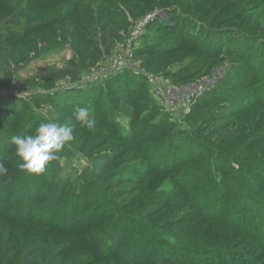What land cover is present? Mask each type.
I'll use <instances>...</instances> for the list:
<instances>
[{
	"label": "rangeland",
	"instance_id": "1",
	"mask_svg": "<svg viewBox=\"0 0 264 264\" xmlns=\"http://www.w3.org/2000/svg\"><path fill=\"white\" fill-rule=\"evenodd\" d=\"M33 1L37 8V2L44 0ZM79 1L60 3L62 9L57 11L53 6L50 19L42 16L41 20L32 23L26 21L30 15L25 11L23 14L27 15L22 17H6L7 3L0 4V95L21 99L20 113L30 124L19 122L16 127L26 124L31 129L37 123L42 122L41 126L50 123L53 127L50 134L54 138L60 137L74 151L61 159L59 167L52 163L46 166L56 170V174L60 172L62 178H71L73 185L87 187V191L90 189L84 176H106L107 181L100 183L112 185L113 182L112 192L118 195L117 201L129 204V214L144 215L151 211L153 203L161 208L170 201L157 220L165 219L178 196L175 180L180 178L177 175H188L190 168L182 169L174 177L153 174L140 179L139 173L146 170L145 150L137 145L128 148L118 141L113 124L108 120L117 108L115 117L125 133L131 132L133 123L135 127L138 124L151 126L161 120L163 112L168 114L177 125L170 122L178 126L182 135L188 133L193 139L202 136L205 143L213 144V148L218 146V149L228 151L232 166L238 171L232 179L239 181L242 177L251 188L259 184L260 180L249 172L252 159L248 160V157L264 151V143L260 144L264 140L262 107L253 104L246 113L230 118L225 117L229 112L223 109L225 104H216L222 94L228 93L236 102V109L241 103L253 101L254 95L261 91L260 86L255 87L252 82L245 85L252 75L243 52L252 43L237 32L231 42L241 46L239 52L228 43L230 47L222 49L216 60L209 59L210 53L202 52L204 46L212 43L214 33L207 30L209 27H202V22L201 25L188 22L186 30L202 27V36L208 42L204 45L186 42V35L179 26L181 16L177 15L171 21L163 12L165 5L161 7L165 2L176 7L185 3L187 8L198 6L205 13L212 6L211 11L217 14L219 25L234 26L236 23H224L226 21L220 19L223 20L224 15L242 0H83L82 4ZM13 2L8 0L7 5ZM76 5L80 11L66 15L68 11H75ZM36 8L31 7L34 11ZM247 18L249 24L264 29V5H252ZM29 29L32 31L27 33ZM221 31L217 34H225V29ZM241 86L244 88L238 89ZM92 100L97 105L100 103L99 110L104 116H88ZM4 104L0 103V115ZM84 104L86 108L72 109ZM138 106L144 119L135 120L130 113ZM202 106L206 108L195 111L196 107ZM37 129L39 131L35 130L22 141L28 142L38 136V142L33 145L36 150L41 146L46 154L48 144L43 132L46 129ZM120 177L137 178L142 182L135 186L134 181H120ZM189 208H182L180 215ZM2 221L0 225H5ZM122 223L131 228L130 232L139 226L128 221ZM186 224L181 229L190 231ZM222 229L223 233L220 232ZM6 230L0 233V244H4L0 249V260H5L3 264H38L40 259H53L59 263L67 260L62 264H68L70 257L84 253L75 248L61 253L52 245L40 243L39 239L61 242L62 238L41 234L39 229L28 232L15 225ZM225 232L228 237H235L225 228L206 230L203 236L212 239L219 234L225 236ZM181 234L187 236L184 232ZM252 243L259 244L250 240V245Z\"/></svg>",
	"mask_w": 264,
	"mask_h": 264
},
{
	"label": "trees",
	"instance_id": "2",
	"mask_svg": "<svg viewBox=\"0 0 264 264\" xmlns=\"http://www.w3.org/2000/svg\"><path fill=\"white\" fill-rule=\"evenodd\" d=\"M13 1L7 5L8 0H0V4L7 3L5 16L22 17L28 14L30 16L26 21L32 23L41 20L42 16L50 19L53 16L50 14L52 8L57 7L55 11L62 9L59 8L60 3L75 4L78 0H44L37 2V8L33 0ZM258 3L264 5V0H242L240 5L224 15L223 20L220 19L225 20L224 23H236L234 26L219 25L217 14L211 11L212 6V9L209 8L204 13L198 6L187 8L185 3L179 4L180 7L167 2L161 5H165L163 12L168 14L171 21L175 20L177 15L181 16L179 26L186 35V42L204 45L208 41L202 36V27H209L207 30L214 33L210 40L212 43H209L211 47L204 46L202 49V52L206 50V53H210L209 59L216 60L222 49L230 47L228 43L238 50L241 46L231 42L237 32L247 42L252 43L243 52L252 75L245 85L252 82L255 87L260 86L261 91L254 95L256 98L253 101L241 103L236 109V102L231 100L230 94H222L216 104L226 105L223 109L229 112L225 117L242 115L253 104L262 107L264 115V29L260 30L259 26L249 24L247 18L249 9ZM79 6L76 5L75 11H68L66 15L78 13ZM31 7L36 8L35 11ZM24 11L27 14H23ZM172 13H175L174 16ZM154 20H157V17ZM188 22L203 24L201 28H190L187 31ZM224 29L225 34H217L222 33L221 30ZM30 31L32 29L26 32ZM241 88L244 87L238 89ZM220 91L223 93V90ZM21 102L22 100L14 95H0V103H5L0 115V220H3L5 225H0V233L7 231L8 226L14 228L18 225L28 232L39 229L41 234L49 233V237L62 238L61 242H47L45 239H39V242L52 245L61 253L71 248L84 251L81 255L70 257L68 264H264V158H260L264 151L255 152L253 156L248 157V160L252 159L249 172L253 178L260 180L259 184L252 185L251 188L241 176L239 181L232 179L238 171L232 166L233 160L230 159L228 151L218 149V146L213 148V144L205 143L202 136L193 139L188 133L182 135L183 132L177 129V124L168 114L163 112L161 120L153 122V126L136 124L135 127L133 123L131 132L125 133L117 122V108H114V113L108 120L113 124L118 141L128 148L137 145L145 150L146 170L139 173L140 179H147L153 174L174 177L182 169L190 168L188 175H177L180 179L175 180L179 190L178 196L175 197L176 202L173 207H169L165 219L158 222L157 219L163 214L165 207L170 205V201L166 206L163 204L164 208L153 203L151 211L144 215L138 212L129 214V204L117 201L118 195L112 192L113 182L112 185L110 182L105 185L100 183L107 181L106 176H84L90 189L87 191V187L73 185L71 178H62L60 172L57 171L56 174V170L48 168L46 165L51 163L52 166L59 167L61 159L74 151L60 137L54 138L50 134L53 130L50 123L42 126V122L37 123L36 127L31 129L26 127V124L25 127L17 128L16 124L19 122L21 125L28 123L20 113ZM99 104L91 101L87 110L90 112L89 117L104 116L102 110H99ZM82 106L86 108L84 104L72 109L80 110ZM203 108L206 107H196L195 111L199 112ZM140 109L138 106L130 112L135 120L145 117ZM262 118L264 121V116ZM262 124L264 128V122ZM39 127H49L43 131L48 144L46 154L41 146L36 150L33 145L38 142V136L28 142L22 141L30 137L35 130L39 131ZM175 129L178 132H174ZM263 143L264 140L260 142ZM77 151L82 153V150ZM53 153L54 156L51 157ZM123 180L134 181L132 183L135 186L142 182L137 178L120 177V181ZM186 206L190 207V210L187 209L180 215L182 208ZM182 216L186 219L183 220ZM124 221L139 226L135 230L132 228L130 232L131 228L125 227V223H122ZM188 222L190 224L187 225ZM183 224H186L190 231L181 229ZM221 228L227 229L229 235L235 237H228L226 232L225 236L219 234L212 239L203 236L206 230ZM181 232L187 236L182 237ZM220 232L223 233V229ZM250 240H256L259 244L250 245ZM3 247L4 244H0V249ZM3 261L4 258L0 260V264H3ZM65 261L67 260L62 263ZM37 263L62 264L53 259H40Z\"/></svg>",
	"mask_w": 264,
	"mask_h": 264
}]
</instances>
